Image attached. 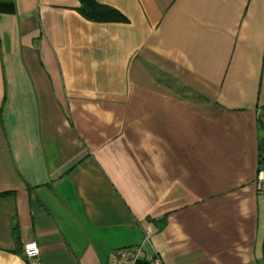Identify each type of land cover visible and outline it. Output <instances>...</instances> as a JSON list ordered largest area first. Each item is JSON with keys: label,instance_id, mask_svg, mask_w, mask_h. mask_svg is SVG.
<instances>
[{"label": "crops", "instance_id": "0c3cea01", "mask_svg": "<svg viewBox=\"0 0 264 264\" xmlns=\"http://www.w3.org/2000/svg\"><path fill=\"white\" fill-rule=\"evenodd\" d=\"M97 2L0 0V264H264V0Z\"/></svg>", "mask_w": 264, "mask_h": 264}, {"label": "trees", "instance_id": "16d2710c", "mask_svg": "<svg viewBox=\"0 0 264 264\" xmlns=\"http://www.w3.org/2000/svg\"><path fill=\"white\" fill-rule=\"evenodd\" d=\"M1 6V5H0ZM80 13L88 20L99 23H121L127 22L128 18L117 8L101 4L97 0H81ZM264 110V105H263ZM259 123L261 128L264 129V118L260 117ZM260 170H264V137L260 143V156H259ZM14 236L17 242H19L18 227H14ZM264 254V243H263ZM264 262V256H263Z\"/></svg>", "mask_w": 264, "mask_h": 264}, {"label": "built area", "instance_id": "2783aa9c", "mask_svg": "<svg viewBox=\"0 0 264 264\" xmlns=\"http://www.w3.org/2000/svg\"><path fill=\"white\" fill-rule=\"evenodd\" d=\"M259 187L264 192V170L260 172ZM149 239V235L147 237ZM41 255V249L37 242L32 241L25 245V257L29 264H38ZM144 255L142 246H131L117 250L111 264H139ZM148 264H164L161 256H154Z\"/></svg>", "mask_w": 264, "mask_h": 264}, {"label": "rangeland", "instance_id": "374dc122", "mask_svg": "<svg viewBox=\"0 0 264 264\" xmlns=\"http://www.w3.org/2000/svg\"><path fill=\"white\" fill-rule=\"evenodd\" d=\"M262 117L264 118V111L262 112Z\"/></svg>", "mask_w": 264, "mask_h": 264}]
</instances>
